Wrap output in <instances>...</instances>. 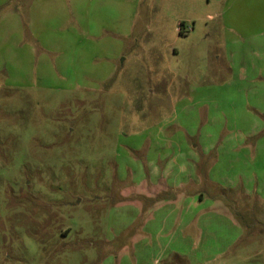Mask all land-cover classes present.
<instances>
[{"label":"rangeland","instance_id":"374dc122","mask_svg":"<svg viewBox=\"0 0 264 264\" xmlns=\"http://www.w3.org/2000/svg\"><path fill=\"white\" fill-rule=\"evenodd\" d=\"M0 264H264V0H0Z\"/></svg>","mask_w":264,"mask_h":264},{"label":"trees","instance_id":"16d2710c","mask_svg":"<svg viewBox=\"0 0 264 264\" xmlns=\"http://www.w3.org/2000/svg\"><path fill=\"white\" fill-rule=\"evenodd\" d=\"M181 27H182V25H181ZM181 33V32H180Z\"/></svg>","mask_w":264,"mask_h":264}]
</instances>
